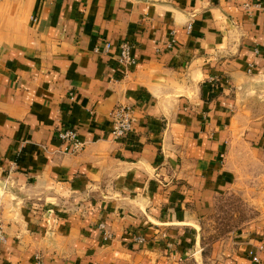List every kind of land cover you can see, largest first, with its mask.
<instances>
[{"label":"crops","instance_id":"crops-1","mask_svg":"<svg viewBox=\"0 0 264 264\" xmlns=\"http://www.w3.org/2000/svg\"><path fill=\"white\" fill-rule=\"evenodd\" d=\"M263 80L264 0H0V180L16 187L0 193V264L192 254L215 195L236 182V138L264 161ZM120 104L138 121L117 139ZM63 127L82 152L63 151ZM261 246L264 221L223 264H264Z\"/></svg>","mask_w":264,"mask_h":264},{"label":"rangeland","instance_id":"rangeland-1","mask_svg":"<svg viewBox=\"0 0 264 264\" xmlns=\"http://www.w3.org/2000/svg\"><path fill=\"white\" fill-rule=\"evenodd\" d=\"M254 83L256 92L258 88L264 89V80ZM262 92L263 98L264 91L259 93ZM233 146L236 147L233 154L238 149L233 156L236 182L230 190L215 195L212 211L202 217L197 249L188 256H167L160 264H223L226 247L235 236L242 229L264 221V161L253 154L244 139L237 137ZM6 189H0V193ZM12 202L17 206L15 200Z\"/></svg>","mask_w":264,"mask_h":264},{"label":"built area","instance_id":"built-area-1","mask_svg":"<svg viewBox=\"0 0 264 264\" xmlns=\"http://www.w3.org/2000/svg\"><path fill=\"white\" fill-rule=\"evenodd\" d=\"M191 28V25H189ZM112 47L111 42L105 43V49L109 50ZM120 61L123 64L133 63V57L131 55V45L127 41H123L120 44ZM96 52L100 51L99 47H96ZM112 119V134L115 138L125 137L130 133L134 124L138 121V115L135 108L129 104H120L115 106L111 113ZM57 138L62 143L63 151L66 153L78 154L86 148V143L81 140L79 137L78 131L74 127H63L57 130ZM102 227L105 228V225L102 224ZM112 235L105 230V238H110ZM8 241V236L5 230V224L2 217V212L0 210V246L4 245ZM135 241L138 243H144L145 237L137 236ZM260 249L264 254V246H261ZM264 258L260 255L254 256V261L260 263L263 262ZM34 264H46L43 256L38 253L35 256Z\"/></svg>","mask_w":264,"mask_h":264},{"label":"water","instance_id":"water-1","mask_svg":"<svg viewBox=\"0 0 264 264\" xmlns=\"http://www.w3.org/2000/svg\"><path fill=\"white\" fill-rule=\"evenodd\" d=\"M6 188H11L14 190V192L16 191V187H14L12 184L8 183V182H3L0 180V189H6ZM200 227L198 226V242L197 245L200 243L201 241V234H200Z\"/></svg>","mask_w":264,"mask_h":264}]
</instances>
